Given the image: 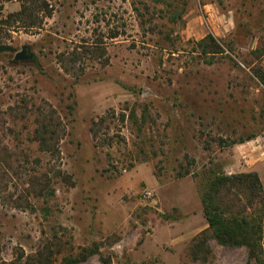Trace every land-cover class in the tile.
<instances>
[{"label": "rangeland", "instance_id": "374dc122", "mask_svg": "<svg viewBox=\"0 0 264 264\" xmlns=\"http://www.w3.org/2000/svg\"><path fill=\"white\" fill-rule=\"evenodd\" d=\"M45 1L40 28L0 26L4 44L34 55L0 53V261L47 244L58 262L96 244L80 264H202L188 256L207 228L200 177L256 174L264 193V86L252 74L264 70V0ZM19 3L0 0V23ZM207 34L232 51L206 63L194 43ZM45 103L64 132L54 157L32 141ZM34 177L42 196L26 193ZM209 245L205 264L246 262L244 248Z\"/></svg>", "mask_w": 264, "mask_h": 264}, {"label": "trees", "instance_id": "16d2710c", "mask_svg": "<svg viewBox=\"0 0 264 264\" xmlns=\"http://www.w3.org/2000/svg\"><path fill=\"white\" fill-rule=\"evenodd\" d=\"M51 14L52 9L45 0H20L19 10L8 13L0 26L8 31L36 29L40 28L44 18L50 17ZM116 36V32L111 34V38ZM5 39L6 37L0 35V44H4ZM194 45V52H198V56L206 63H212L214 57L223 54L226 50L232 51L212 34H207ZM90 47L83 48V54L97 58L105 53L104 48L100 46ZM77 55L79 54L72 52L67 58L70 66H74L77 62ZM66 60H61L62 66L66 72H71L66 65ZM252 74L264 86V70L258 66L252 69ZM35 115L32 141L37 144L41 152L53 157L58 156V145L64 133L60 117L47 103L37 107ZM120 117L123 120L124 114ZM130 117H135L134 111L130 112ZM105 121L106 117L92 121L90 132L95 139L99 127ZM57 174L61 175V172ZM188 174L189 171H185L180 176ZM63 179L73 185L70 176L63 175ZM34 181L31 186L37 185L38 189L28 188L26 193L42 196L47 188L46 183L41 184L39 177H34ZM198 192L207 228L191 240L188 247V256L191 261L202 264L208 262L211 256L209 241L212 240L221 247L244 248L246 250L245 264H264V193L256 174L228 175L220 171H210L200 177ZM98 252L99 247L95 244L81 248L77 253L70 252L63 255L57 262L55 257L57 253L51 245L43 244L34 253L25 255L20 252L15 259L0 261V264H80ZM103 262L108 264V261L104 259Z\"/></svg>", "mask_w": 264, "mask_h": 264}, {"label": "water", "instance_id": "95a60500", "mask_svg": "<svg viewBox=\"0 0 264 264\" xmlns=\"http://www.w3.org/2000/svg\"><path fill=\"white\" fill-rule=\"evenodd\" d=\"M26 47L27 46H23L20 51H16L15 48H13L10 45L0 44V53H7V52L14 53L13 60L15 62L32 60L33 55H26L25 56Z\"/></svg>", "mask_w": 264, "mask_h": 264}, {"label": "built area", "instance_id": "2783aa9c", "mask_svg": "<svg viewBox=\"0 0 264 264\" xmlns=\"http://www.w3.org/2000/svg\"><path fill=\"white\" fill-rule=\"evenodd\" d=\"M142 197L144 200H152L153 194L150 191H144Z\"/></svg>", "mask_w": 264, "mask_h": 264}, {"label": "flooded vegetation", "instance_id": "af4514ba", "mask_svg": "<svg viewBox=\"0 0 264 264\" xmlns=\"http://www.w3.org/2000/svg\"><path fill=\"white\" fill-rule=\"evenodd\" d=\"M22 48V47H21ZM21 50V49H20ZM19 50V51H20ZM17 51V50H16ZM26 55H33L32 52L30 51L29 47H26V52H25V56ZM28 61H34V55H33V59L32 60H28Z\"/></svg>", "mask_w": 264, "mask_h": 264}]
</instances>
